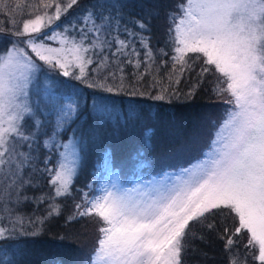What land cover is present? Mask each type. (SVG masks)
<instances>
[{"label":"snow or ice","instance_id":"snow-or-ice-1","mask_svg":"<svg viewBox=\"0 0 264 264\" xmlns=\"http://www.w3.org/2000/svg\"><path fill=\"white\" fill-rule=\"evenodd\" d=\"M76 3L77 0H70L63 11ZM7 7L0 0V8ZM49 7L52 5L44 4V15L23 21L22 30L13 33L16 39L11 46L0 51V239L10 237L17 230L23 232L26 222L33 223L18 211L25 202H50L47 216L38 217L37 222L58 214L59 205L55 200L70 195L78 171L75 140L70 138L63 143L55 139L57 129L63 130L66 117L75 114L74 101L60 106L52 135L42 142L47 150L64 149L58 152L56 168L49 167L51 156L41 160L38 137L47 133L37 113L44 114L40 103L42 99L47 104L48 97L39 92L38 75L59 68L64 76H69L71 63L80 71L75 78L84 79L85 66L93 63L87 54H99L97 70L106 68L109 57L104 53L114 45L112 55L117 57V62L124 56L126 63L135 61V67L139 68L142 61L133 38L145 49V71L148 62H155L156 55H168L163 49H157L154 54L146 37L126 27L123 31L128 40L111 36L112 31L120 28L119 16L104 14L105 0H97L85 10L82 27L70 23L63 33L50 28L53 19H60V5L55 6L54 16H47ZM177 7L178 13L168 14L173 68L178 64L180 75L185 70L191 72L201 57L194 59L188 54H203L204 66L197 77L202 81L207 72L222 74L215 81L214 91L230 95L229 107L203 158L180 169L171 182L165 183L170 173H165L160 181L152 178L131 187L113 179L100 186L97 194L91 197L84 194L83 203L76 204V214L69 219L94 215L103 225L98 229L99 237L89 264H181L183 241L193 235L190 222H194L193 226L199 224L213 229L215 225L206 221L214 215V210L224 207L235 213L239 223L231 233L225 229L226 247L233 246L232 236L247 230L250 238L245 247L258 245V259L264 264V0H184ZM10 22L17 27L15 20ZM133 23L141 29L146 27L142 21ZM43 28H49L52 35L42 34ZM72 31L78 33V39L67 34ZM58 37L61 48H50L44 43ZM66 52L71 54V61L64 55ZM107 79L102 76L103 82L93 80L90 86L111 92L113 88L108 86ZM123 87L121 80L119 90ZM197 87L194 84L187 95L194 94ZM34 89L40 99L33 100ZM155 98L162 100L165 96ZM94 108L101 116L106 111L102 103L94 104ZM110 159V153L105 152L104 164ZM38 163L44 167L39 168ZM37 174L47 175L54 191L35 197L24 195L28 187H39ZM10 203L17 207H10ZM5 219L10 227L2 226ZM0 264L12 262L5 255ZM232 264L241 262L234 259Z\"/></svg>","mask_w":264,"mask_h":264},{"label":"trees","instance_id":"trees-1","mask_svg":"<svg viewBox=\"0 0 264 264\" xmlns=\"http://www.w3.org/2000/svg\"><path fill=\"white\" fill-rule=\"evenodd\" d=\"M68 2L70 0H4L8 7L0 8V34H13L15 31L11 28L20 30L23 21L45 12L44 4L59 3L64 9ZM96 2L97 0H77L75 5L61 13L59 20H54L55 25L62 32L70 23L82 27L81 20L85 10ZM183 2L184 0H105L104 14L119 16L120 28L112 31L111 36L118 35L119 39L128 40L129 37L123 31L126 27L146 37L154 54L157 49L168 53L166 56L156 55L154 63L148 62L147 71L145 49L138 39L133 38L142 61L139 68L135 67V61L132 64L126 63L124 56H120L117 62V57L112 55L115 52L114 45L104 53L109 57L106 68L97 70L96 61L100 56L89 53L87 55L93 63L86 66L84 79H76L78 75L74 72L69 76H64L61 72L48 76V82H45L48 88L43 84L39 85V92L43 89V95L48 97L47 104L42 99L40 103L44 114L37 113L44 122L43 131L47 133V136L38 137L41 141V160L45 156H51L49 167L56 168L60 148L47 150L43 148L42 142L52 135L60 106L75 100V114L68 115L63 130L57 129L58 136L55 139L63 140L70 134L75 137L79 152L78 171L73 178L70 195L60 196L55 200V204L59 205L58 214L48 216L41 223L37 222V218L47 216L50 202L37 204L28 201L19 206L20 214L33 223L26 222L23 232L17 230L10 237L0 239V259L6 255L12 264H89L99 237L98 229L103 225L94 215L76 219L69 217L76 214L75 206L83 203L85 193L89 197L95 194L97 181L102 179L101 175L108 167L118 168L122 177L121 184L129 185L130 180L160 176L167 170L177 172L203 158L228 108L230 95H219L214 91L215 81L222 74L210 71L199 81L197 73L204 66L203 54H188L194 59L201 57L196 60L191 72L185 70L180 75L179 65L173 68L172 45L168 44V14L178 13L177 6ZM112 4L115 7H109ZM11 20H15L17 27H13ZM133 21H142L145 29H141ZM3 24L7 25L6 29H3ZM67 34L77 36L78 39L75 31ZM10 42L9 38H2L0 51L9 47ZM141 75L143 78L139 79ZM102 76L108 77L107 84L113 91L90 86L93 80L103 82ZM121 80L123 90H119ZM177 80L179 83H174ZM194 84H198L194 94L187 95ZM173 92L175 94H171ZM158 95H164L165 99H156ZM32 97L33 100L40 99L35 89ZM213 101L215 108L205 109ZM97 103H102L106 108L103 116L95 111L94 104ZM105 152L111 155L107 165L103 160ZM118 159L124 160L125 164ZM37 166L43 168L44 164L38 163ZM36 181L39 187H28L24 195L35 197L54 191L47 175L37 174ZM9 206L17 207L11 203ZM206 223H212L215 227L205 230L207 227L199 224L193 226L194 222H190L193 235L187 236L183 241L185 248L181 252V264H232L234 259L241 264H261L257 257L258 245L245 247L250 238L247 230L232 236L233 246L226 247L228 236L225 229L231 233L239 227L238 218L233 211L226 207L214 210V215ZM89 224L94 228L92 240L85 252L77 255L78 251H82L79 243L87 239L85 231L88 232V229L83 226L88 227ZM2 226L10 227L7 219Z\"/></svg>","mask_w":264,"mask_h":264},{"label":"rangeland","instance_id":"rangeland-1","mask_svg":"<svg viewBox=\"0 0 264 264\" xmlns=\"http://www.w3.org/2000/svg\"><path fill=\"white\" fill-rule=\"evenodd\" d=\"M52 5V4H51ZM57 4H55V5H52V7H49V8H47L48 10H47V16H54V13H55V6H56ZM58 5H60L59 3H58ZM60 7H62V5H60ZM62 9V11H61V13L63 12V8H61ZM41 15H44V13L43 14H41ZM35 17H33V18H31V19H34ZM28 20V19H27ZM54 20L55 19H53V22H52V24L50 25V28L52 29V30H54L55 32H57V33H63L62 31H61V29H58V27L55 25V23H54ZM45 22H47V17L45 18ZM10 27H11V25H9V29H10ZM7 28V25L6 24H3V29H6ZM12 30H14V31H16L17 29H14V28H11ZM20 30H22V26H21V29ZM63 30V29H62ZM41 33L42 34H46V35H52V31H50L49 30V28H43V29H41ZM4 37H7V38H9V41H14L15 39H16V37L13 35V34H10L9 33V35L7 34V36L6 35H2V34H0V40L2 39V38H4ZM11 42H10V44H9V47L11 46ZM37 43L39 44L40 43V41H37ZM44 43L47 45V47H50V48H61L62 47V45L59 43V37L57 38V40H53V41H47V40H45L44 41ZM63 47H65V48H67L68 47V45H63ZM30 55H32V53H29ZM65 56H67V58H68V60L69 61H71L72 60V56H71V54L70 53H65L64 54ZM33 58L34 59H36V57L35 56H33ZM58 59H61L60 57H58ZM63 62V61H62ZM39 63L41 64V66H42V68L43 69H47V65H45L44 64V62L43 61H39ZM87 66V65H86ZM86 66H85V69H86ZM68 71H69V73L71 74L72 72H74V73H76L78 76L80 75V71H79V69L77 68V67H75V66H73V64H69V66H68ZM61 72H63L61 69H59V68H56V70L55 71H47L46 73H45V71H42L39 75H38V78H37V81H39V85H41V84H43V85H45L46 86V84H45V82H48V76H51L52 74H57V73H61ZM52 78V77H51ZM47 87V86H46ZM48 88V87H47ZM42 93V95H43V89H41V91H40V94ZM224 97V96H223ZM226 99V98H225ZM73 101H75V100H72V101H70V102H73ZM214 102L215 101H213V103L212 102H210V106H207L205 109H209V108H212V109H214L215 108V104H214ZM68 103H69V101H68ZM229 107V106H228ZM208 112V111H207ZM68 117V116H67ZM66 117V118H67ZM43 120V119H42ZM220 124V123H219ZM219 124H218V126H219ZM74 139L75 140V137L73 136V135H71L70 134V136H68L67 138H65V139H63V140H61L60 138H58L57 140H59L60 142H63V143H67L68 141H69V139ZM75 142H76V140H75ZM76 146H77V148H78V144L76 143ZM64 151V149L61 147L60 148V152H63ZM79 153V152H78ZM78 156H79V154H78ZM118 161L119 162H121L122 164H125V162H124V160H120V159H118ZM187 168V167H186ZM165 173H170V174H172V175H170L168 178H167V180H165V183H168V182H171L172 181V179H173V177L175 176V175H178L179 173H180V170L179 171H177V172H174V171H167V172H165ZM165 173H163V174H161L160 176H152V177H150V178H140V179H136V180H133V181H129V182H131L129 185H123V186H128V187H131V186H133L134 184H136V183H138V182H141V181H147V180H149V179H152V178H155L157 181H160L161 179H163L164 178V174ZM102 176V179L100 180V181H97V184H96V192H95V194H97L98 193V190H99V187L100 186H102L103 184H105V183H109V182H111L113 179H116V180H118L119 182H121L122 181V177H121V175H120V173H119V171H118V168H115V167H113V166H110V167H108L106 170H105V172L101 175ZM84 198V197H83ZM88 224V222H86V225ZM91 224H89L88 225V227H86V226H83L85 229H88V232L87 231H85V236H87V239H86V241L85 242H80L79 243V248H81L82 249V251H78V254L77 255H80L81 253H84L85 251V249H86V246H88L89 244H90V242H91V240H92V236H93V234H94V228H91ZM205 230H208V228H205ZM210 230V229H209ZM250 234V233H249ZM247 252H249V251H247ZM259 256V251H258V255H257V257Z\"/></svg>","mask_w":264,"mask_h":264}]
</instances>
